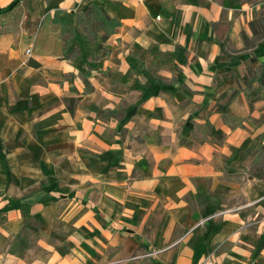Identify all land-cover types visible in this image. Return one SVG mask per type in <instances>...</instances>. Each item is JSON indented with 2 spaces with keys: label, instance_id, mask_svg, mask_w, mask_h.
Segmentation results:
<instances>
[{
  "label": "crops",
  "instance_id": "obj_1",
  "mask_svg": "<svg viewBox=\"0 0 264 264\" xmlns=\"http://www.w3.org/2000/svg\"><path fill=\"white\" fill-rule=\"evenodd\" d=\"M16 1L0 0V264H264V90H245L264 0ZM92 5L121 20L108 40L77 26Z\"/></svg>",
  "mask_w": 264,
  "mask_h": 264
},
{
  "label": "trees",
  "instance_id": "obj_2",
  "mask_svg": "<svg viewBox=\"0 0 264 264\" xmlns=\"http://www.w3.org/2000/svg\"><path fill=\"white\" fill-rule=\"evenodd\" d=\"M20 0H17L15 4L12 7H15ZM239 4L235 2L234 0H226L225 6L228 7H239ZM11 7V8H12ZM10 9V8H9ZM121 20L117 17H112L108 10L105 9L104 6H98V5H92L88 7L85 11H82L78 15V21L77 26H83L85 31L89 33L92 39L97 38V34L99 30H105V33L103 34V39L108 40L109 36L114 34L119 26H121ZM254 34L256 36L264 37V16H261L260 19H255L251 23ZM77 26H74L72 28H69L72 33L75 31V28ZM256 46L257 50L263 51L264 53V40H262L261 43L256 45L255 41H251L247 38V48H251ZM36 65H39L38 62L32 61ZM246 88L245 90L250 93L252 96V100L260 99L263 95L264 90V61L262 62V65L260 68H258L256 71L251 72L246 77ZM238 90H236L234 93L237 94ZM151 92L148 90L147 92L144 91L142 94V100L148 99L150 97ZM75 98L68 99V105L70 110L73 112L74 107L76 104ZM219 110L222 111L226 117V119L231 122L235 120L229 113L228 108L226 105L220 106ZM260 153L264 150V145L259 146ZM258 158V157H257ZM255 176L259 178H264L262 174L257 173Z\"/></svg>",
  "mask_w": 264,
  "mask_h": 264
},
{
  "label": "rangeland",
  "instance_id": "obj_3",
  "mask_svg": "<svg viewBox=\"0 0 264 264\" xmlns=\"http://www.w3.org/2000/svg\"><path fill=\"white\" fill-rule=\"evenodd\" d=\"M258 157V158H257ZM256 157L252 165L254 166L251 173L253 175L260 173L264 177V150Z\"/></svg>",
  "mask_w": 264,
  "mask_h": 264
},
{
  "label": "built area",
  "instance_id": "obj_4",
  "mask_svg": "<svg viewBox=\"0 0 264 264\" xmlns=\"http://www.w3.org/2000/svg\"><path fill=\"white\" fill-rule=\"evenodd\" d=\"M161 19V16L158 17V20ZM28 54H31V49H28ZM199 264H219L216 258V254L214 252H210V254L206 255L204 259Z\"/></svg>",
  "mask_w": 264,
  "mask_h": 264
}]
</instances>
